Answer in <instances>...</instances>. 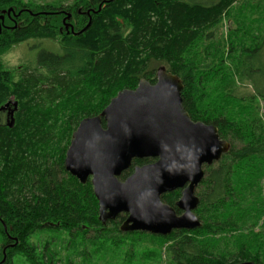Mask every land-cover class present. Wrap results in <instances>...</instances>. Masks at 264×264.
<instances>
[{"label":"trees","instance_id":"obj_1","mask_svg":"<svg viewBox=\"0 0 264 264\" xmlns=\"http://www.w3.org/2000/svg\"><path fill=\"white\" fill-rule=\"evenodd\" d=\"M248 1L0 0V17L11 26L0 31V107L11 97L19 104L13 128L0 126V264H16L18 258L27 264H95L119 252L128 260L145 242L169 264H264V77L255 94L240 97L242 86L261 73L247 61L264 39L242 49L236 61L240 26L229 31L230 38L222 32L224 19L237 5L245 10ZM13 12L21 14L10 20L5 13ZM53 34L63 35L62 52L41 50L35 67L19 71L15 81L4 63L11 45L36 36L56 40ZM160 68L182 82L191 120L217 127L230 143L221 161L206 167L196 193L201 228L165 237L122 232L124 214L103 225L91 181L82 184L65 170L70 137L57 158L52 154L59 122L65 125L61 136L71 135L120 91L136 89L143 79L155 84ZM25 96L33 100L32 109L23 103ZM60 112L69 114L66 121L59 120ZM155 161H133L120 180ZM180 198L181 190L162 197L175 209ZM41 237V245L33 243Z\"/></svg>","mask_w":264,"mask_h":264},{"label":"water","instance_id":"obj_2","mask_svg":"<svg viewBox=\"0 0 264 264\" xmlns=\"http://www.w3.org/2000/svg\"><path fill=\"white\" fill-rule=\"evenodd\" d=\"M182 90L180 79L160 68L155 84L143 79L134 91L118 93L100 115L85 118L73 133L65 170L82 184L91 181L103 225L124 214V233L165 237L201 228L196 190L206 167L221 161L230 143L220 138L217 127L191 120ZM13 104L10 127L17 108ZM144 159L156 161L135 167L120 180L133 161ZM177 190L180 214L162 199Z\"/></svg>","mask_w":264,"mask_h":264},{"label":"rangeland","instance_id":"obj_3","mask_svg":"<svg viewBox=\"0 0 264 264\" xmlns=\"http://www.w3.org/2000/svg\"><path fill=\"white\" fill-rule=\"evenodd\" d=\"M21 1L25 2V4L36 3V4L42 5L44 3H48V2L53 1V0H21ZM257 2H258V0L248 1V4L245 7L246 9L243 11L241 8L237 9V7H238V5H237V7L232 10L231 18L230 19H224V21H223L222 32H223L224 37H226L228 34V37L230 38L231 35H229V31L231 29H232V31H235V29L238 27V25L240 26V29H241L235 35V38H236L235 41H237L238 45H239V47L236 50V54H234V57H233L236 61L239 59V55H240V52L242 51V49L243 50H247V49H251V48L254 49L256 44L261 43L262 39H264V5L259 6V5H257ZM22 7H24L22 4L17 5V8H20V10ZM260 18H263V20L261 21V24H260ZM236 20H239V24H238V22H236ZM43 30L44 29L40 30V32ZM44 31H46V30H44ZM64 31H65V29H64ZM53 35L57 38L56 40H52L51 38L49 40H37L38 36H36L35 37L36 40H34L35 38H33V40H30L27 42H19L17 44L11 45L10 49L8 50L6 55L4 56V63H6V65L10 69H12L13 73L11 76L13 77V79L15 81H17V79H18L17 77L19 76L18 75L19 71L25 70V69H27V67H30V68L35 67L37 56L41 50H47L49 52H59V53L62 52V50L64 48V44H65V43H62L63 35L62 36H58L57 34H53ZM262 46L263 47H261V49L252 58H250L247 61V63H253L257 70H259L258 68H261L260 69L261 73L254 76L255 81L251 80V81H249L248 85L246 84L245 86H242V90L240 92V97L241 96L248 97L252 94H255L256 93V91H255L256 90V87H255L256 83H258V85L260 87L262 86L263 77H264V44ZM130 90H135V88L130 89ZM248 91H250V93ZM120 92H122V91H120ZM94 98H95V101H94L95 104L99 103L100 96L98 94H96L94 96ZM8 101H9V99H8ZM23 103L26 106L30 107V106H32L33 100L31 99V97L25 96V98H23ZM260 108H261V113L263 114L264 113V103L262 100L260 101ZM30 109H32V107H30ZM68 116H69V114L60 112L59 120H65L66 121ZM61 126H62V130L60 132H57V136L59 135L58 136L59 143L53 146V152H52V154H54V156L56 158L59 156V153H60L59 150L61 148H64V146L67 144V141L69 140V137H70V140H72V135L77 130V129L75 130L76 127H74V122H73L72 128L75 131L72 132L71 135L66 134V135H64V137H62L61 135L63 133V129L65 128V125L61 124L59 122L58 129ZM56 158L53 157L50 160H52V159L55 160ZM198 188L196 190V193H198ZM40 240H42V237H41V239H38V240L35 239L33 241V243H35V244L37 243V244L41 245V242L39 243ZM153 245L150 242L142 243V245L138 244V246H136V248H135V252H134L135 256L132 259L124 260L123 253L119 252V254L114 253V256H115L114 258H112L113 255L111 258L109 257V255L104 257V258H106V259H104V261L103 260L99 261V258L96 259L99 256V255H97L95 257L96 263L95 262L94 263L95 264H124V262H125V264H169V261H168L166 255L163 257L162 261H159L156 253H152L151 250H153V247H152ZM144 250H148V251H150L149 254H151V253L152 254L147 255L144 252ZM65 255H66V253L63 252V256H65ZM19 259L20 258L16 259V264H27L26 262H24V260L22 261V259H21L19 261ZM80 262L81 261L77 260L78 264H82ZM59 264H63V263H59ZM75 264H76V261H75Z\"/></svg>","mask_w":264,"mask_h":264},{"label":"flooded vegetation","instance_id":"obj_4","mask_svg":"<svg viewBox=\"0 0 264 264\" xmlns=\"http://www.w3.org/2000/svg\"><path fill=\"white\" fill-rule=\"evenodd\" d=\"M9 9H12V10L14 11L13 8H9ZM21 11H26V12L29 13L28 9H22ZM78 12H82V11L79 10ZM88 12H89V13H96L95 10L88 11ZM89 13H87V14L90 16ZM20 14H21V12H20L19 14H16V13H14V12H13V14H12V13H5V15H6L8 18H10L11 15L14 17V18H10V20H11V19H16V17H17L18 15H20ZM31 14H32V15H35L34 13H31ZM68 20H69V19H68ZM69 21H71V18H70ZM90 21H91V18H89V22H90ZM63 23H64V25H66V28H67V29L70 28L69 26H70V23H71V22H67V18L63 20ZM10 27H11V26L9 25V23H6V21L4 20V17L1 16V17H0V31H1L2 29H9ZM72 33H73L74 35H75V34L78 35V33H75V32L73 31V29H72ZM9 102H10V105H9L8 107H6L4 110H0V126H1V127H2V126H8V127H10V126L8 125V123H10V122L12 121L11 112L14 111V109H15V106H14L13 102H17V100L14 99V97H11L7 103H9ZM7 103H6V104H7ZM6 104H5V105H6ZM5 105H3V106H5ZM3 106H2V107H3ZM2 107H0V109H1ZM18 109H19V104H18V102H17V108H16V110H15V112H14V115H15V113L17 112ZM10 128H13V127H10ZM89 181H90V180H89Z\"/></svg>","mask_w":264,"mask_h":264},{"label":"bare ground","instance_id":"obj_5","mask_svg":"<svg viewBox=\"0 0 264 264\" xmlns=\"http://www.w3.org/2000/svg\"><path fill=\"white\" fill-rule=\"evenodd\" d=\"M9 11H13L12 9H9ZM91 25V21H90V23L88 24V26H90ZM88 28V27H87ZM134 91V90H133ZM123 92V91H122ZM105 125V124H104Z\"/></svg>","mask_w":264,"mask_h":264}]
</instances>
